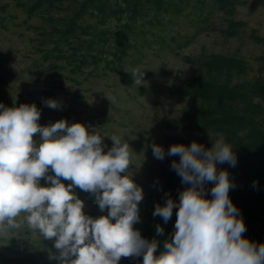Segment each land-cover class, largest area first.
I'll use <instances>...</instances> for the list:
<instances>
[{
    "label": "rangeland",
    "instance_id": "obj_1",
    "mask_svg": "<svg viewBox=\"0 0 264 264\" xmlns=\"http://www.w3.org/2000/svg\"><path fill=\"white\" fill-rule=\"evenodd\" d=\"M78 1L66 0L29 17L21 3L31 0H0V103L6 107L34 103L41 111L42 126L66 120L69 125L82 123L90 131L96 128L104 135L105 152L113 144L108 136L124 137L136 153L130 174L142 188L143 200L138 205L140 220L133 227L144 238L147 211L162 193L164 179L175 172L172 161L179 160L167 154L162 161L155 159L152 143L167 153L174 144L190 146L193 141L210 148V136L226 141L223 133L196 123L201 100L187 93L186 83L205 71V61L219 57L235 66L234 82L264 80V0H234L227 8L210 0L205 4L176 0L179 9L162 12L159 20L139 18L134 30L127 32V52L121 60L105 51L82 71H71L63 59L43 56L53 41L42 29H52L53 23L70 16ZM82 23L116 31L120 22L112 18L98 24L88 14ZM51 62L58 67H51ZM132 69L144 70L142 86L134 85L127 71ZM49 99L60 108L46 107L44 101ZM228 168L227 163L217 164L218 171ZM62 182L69 183L63 178ZM74 191L84 201L87 215H107L91 194ZM58 256L54 239L27 229L0 238V264H61ZM130 259L121 258L118 264Z\"/></svg>",
    "mask_w": 264,
    "mask_h": 264
},
{
    "label": "clouds",
    "instance_id": "obj_2",
    "mask_svg": "<svg viewBox=\"0 0 264 264\" xmlns=\"http://www.w3.org/2000/svg\"><path fill=\"white\" fill-rule=\"evenodd\" d=\"M127 71L135 86L143 85L144 70ZM44 104L60 108L55 100ZM40 117L34 103H0V238L27 229L54 239L61 264H118L121 258L141 256L142 264H264V244L243 236L246 226L229 197L236 185L226 169L217 170V164H237L223 136H210V148L193 141L190 146L174 144L167 153L152 143L157 160L179 156L171 169L189 185L178 203L167 196L155 206L153 216L165 223L178 209L175 231L161 249L158 239L142 238L133 227L140 220L143 190L130 174L136 153L124 137L108 136L113 144L105 152L98 129L66 120L42 126ZM206 183L213 184L210 199ZM76 188L91 194L107 215H87ZM156 235L163 236V228L157 226Z\"/></svg>",
    "mask_w": 264,
    "mask_h": 264
},
{
    "label": "trees",
    "instance_id": "obj_3",
    "mask_svg": "<svg viewBox=\"0 0 264 264\" xmlns=\"http://www.w3.org/2000/svg\"><path fill=\"white\" fill-rule=\"evenodd\" d=\"M65 1L31 0L28 4H21L31 17L40 10L56 8ZM205 1L197 0V3L205 4ZM210 1L227 8L234 0ZM78 3L77 10L57 24L53 23L52 29H42V33L53 41V46L45 48L43 56L48 60L52 57L63 59L71 66V71H82L91 61L97 62L105 51L121 60L127 52V32L134 30L140 17L159 20L162 12L179 9L176 0H80ZM88 14L103 25L115 18L120 22L119 28L112 31L111 28L83 24ZM50 64L51 67H58L56 62ZM203 66L205 71L185 85L187 93L201 100L195 121L204 129L223 133L231 144L237 164L226 169L236 185L230 190L229 197L246 226L243 236L257 245L264 244V80L234 82L235 66L221 57L207 60ZM188 186L181 182L176 172L170 173L164 179L162 193L147 211L144 238L149 241L158 239L161 249L163 240L175 231L178 209H173L171 219L165 223L161 217L153 216L155 206L163 205L167 196L178 203L179 193ZM204 187L210 199L213 184L206 183ZM157 226L163 228V236L156 235ZM142 260V256L131 258L128 264H142Z\"/></svg>",
    "mask_w": 264,
    "mask_h": 264
}]
</instances>
